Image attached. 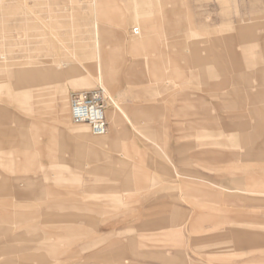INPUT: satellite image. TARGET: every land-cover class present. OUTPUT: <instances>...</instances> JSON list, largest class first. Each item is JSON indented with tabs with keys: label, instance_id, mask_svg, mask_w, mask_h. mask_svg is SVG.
<instances>
[{
	"label": "rangeland",
	"instance_id": "obj_1",
	"mask_svg": "<svg viewBox=\"0 0 264 264\" xmlns=\"http://www.w3.org/2000/svg\"><path fill=\"white\" fill-rule=\"evenodd\" d=\"M162 255L264 264V0H0V264Z\"/></svg>",
	"mask_w": 264,
	"mask_h": 264
},
{
	"label": "built area",
	"instance_id": "obj_2",
	"mask_svg": "<svg viewBox=\"0 0 264 264\" xmlns=\"http://www.w3.org/2000/svg\"><path fill=\"white\" fill-rule=\"evenodd\" d=\"M70 114L75 124H87L94 136H105L109 132L105 96L101 89L72 94Z\"/></svg>",
	"mask_w": 264,
	"mask_h": 264
},
{
	"label": "crops",
	"instance_id": "obj_3",
	"mask_svg": "<svg viewBox=\"0 0 264 264\" xmlns=\"http://www.w3.org/2000/svg\"><path fill=\"white\" fill-rule=\"evenodd\" d=\"M113 110H114V108H113ZM114 113V112H113ZM114 116H115V114H114ZM114 118V117H113ZM70 129H72V128H70ZM77 130H79V131H81V132H83V135H81V136H87L86 135V133L89 131V130H87V129H77ZM123 130V129H122ZM124 130H126V128L124 129ZM109 134V133H108ZM108 134L107 135H105V137H107L108 136ZM95 137V136H94ZM97 138H102V137H97ZM104 138V137H103ZM94 146H95V144H94ZM98 169H101V168H98ZM27 172V171H26ZM41 182V183H40ZM44 182L41 180V179H38L37 181H36V184H33V186L34 187H38L39 189H38V191L37 192H43V190L44 189H46V188H43V186L41 185V184H43ZM252 184L254 185V186H259L260 185V181H258V180H253L252 181ZM211 210V209H210ZM214 211V210H213ZM215 211H214V214H212V213H210V211L208 212V213H206L205 215H203V216H201V217H199L198 218V221H197V226H195L194 227V229L195 230H199V229H202V223H205L206 221H215L216 220V216H215ZM173 220V219H172ZM143 224V223H142ZM170 236H172L173 238H177V234L176 233H171V235ZM117 260H119V261H121V259H117ZM160 262H162V264H180V262L178 261V259H176V258H168V257H165V256H163L162 255V260L160 261ZM119 264H121V262H119Z\"/></svg>",
	"mask_w": 264,
	"mask_h": 264
},
{
	"label": "bare ground",
	"instance_id": "obj_4",
	"mask_svg": "<svg viewBox=\"0 0 264 264\" xmlns=\"http://www.w3.org/2000/svg\"><path fill=\"white\" fill-rule=\"evenodd\" d=\"M105 10V9H104ZM106 11V10H105ZM251 20V19H250ZM249 20V21H250ZM251 24H250V30H252L251 29ZM97 27H98V29H99V25L97 24ZM98 29H97V31H98ZM251 61V58L249 59V61H248V63ZM104 65V64H103ZM101 67H102V65H101ZM37 76H38V79H42V75H40V74H37ZM79 87H82V88H84L85 86H87V83L86 82H80V83H78L77 84ZM84 86V87H83ZM67 112H68V109H67V107H63L62 109H58V116H59V120L60 121H62V122H64V121H66V120H68V116H67ZM107 116V115H106ZM72 119V118H71ZM74 123V122H73ZM80 125V124H79ZM83 125H87V124H83ZM83 129V128H82ZM97 137H101V136H97ZM26 170H27V167L24 169V172H26Z\"/></svg>",
	"mask_w": 264,
	"mask_h": 264
}]
</instances>
